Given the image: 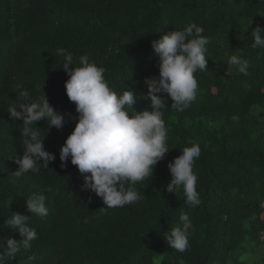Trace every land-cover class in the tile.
<instances>
[{"label":"trees","instance_id":"obj_1","mask_svg":"<svg viewBox=\"0 0 264 264\" xmlns=\"http://www.w3.org/2000/svg\"><path fill=\"white\" fill-rule=\"evenodd\" d=\"M192 22L209 39L208 69L195 74L197 97L183 111L161 94L169 104L170 150L150 181L136 184L140 202L102 210L101 198L81 189L77 167L70 160L60 166L71 119L61 130L38 121L45 150L56 159L38 173L14 176L23 125L6 108L18 86L76 116L57 49L70 51L74 63L86 55L103 66L109 85L131 89L140 111L148 107L144 78L158 76L151 41ZM256 26L264 27V0H0V243L20 239L5 220L11 212L30 216L31 194L43 193L49 209L46 217L30 216L37 238L5 264H250L255 256L264 264V48L251 47ZM234 54L248 60V75L227 65ZM192 143L201 148L193 167L202 201L196 207L186 204L182 189L166 190L168 162ZM182 212L193 223L184 253L165 239Z\"/></svg>","mask_w":264,"mask_h":264},{"label":"clouds","instance_id":"obj_2","mask_svg":"<svg viewBox=\"0 0 264 264\" xmlns=\"http://www.w3.org/2000/svg\"><path fill=\"white\" fill-rule=\"evenodd\" d=\"M203 33L204 28L192 22L151 41L153 54L159 60L158 76L144 78L147 93L141 94V98L147 101L148 107L140 111L133 108L136 97L131 89L126 87L120 93L109 85L103 66L86 55H81L74 63L70 51L57 49L60 67L68 76L64 82L66 95L75 105L76 116L56 111L44 94L33 99L28 89L18 86L17 98L6 108L10 119H19L23 125L19 133L24 150L18 158H13L18 165L14 176L38 173L41 167L49 168V163L56 159L54 153L45 150V135L41 136V128L36 123L44 120L46 130L52 127L61 130L71 119L75 125L59 148L60 166L66 167L70 160L77 167L83 176L81 189L100 197L105 205L102 210L140 202L143 196L136 184L149 182L154 167L170 150L164 119L169 104L161 94L170 97V105L177 111H183L196 99L199 85L195 74L208 69L206 46L209 39ZM250 33L251 47L264 48V27L256 26ZM226 63L248 75L249 62L241 55H231ZM200 155V145L192 143L167 164L171 179L166 190L175 194L182 189L186 204L192 207L202 203L197 191L198 176L193 171ZM45 201L43 193L35 192L25 199L30 216L46 217L49 209ZM30 216L11 212L5 220L20 239L7 238L0 243V264H5L6 258H14L21 248H31L37 232L29 225ZM179 220L180 225L170 228L165 239L170 248L184 253L190 249L193 223L184 212ZM28 259L34 261L36 257Z\"/></svg>","mask_w":264,"mask_h":264},{"label":"rangeland","instance_id":"obj_3","mask_svg":"<svg viewBox=\"0 0 264 264\" xmlns=\"http://www.w3.org/2000/svg\"><path fill=\"white\" fill-rule=\"evenodd\" d=\"M264 238V235H263ZM260 253V249L256 248L255 249V255H258ZM250 264H261L259 261V256H255L253 260H251V262H249Z\"/></svg>","mask_w":264,"mask_h":264}]
</instances>
